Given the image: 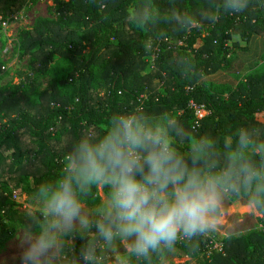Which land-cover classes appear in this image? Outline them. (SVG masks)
<instances>
[{"label":"trees","instance_id":"trees-1","mask_svg":"<svg viewBox=\"0 0 264 264\" xmlns=\"http://www.w3.org/2000/svg\"><path fill=\"white\" fill-rule=\"evenodd\" d=\"M30 2L0 0V30ZM227 2L57 0L56 18L39 19L19 32V55L47 81L28 72L19 83L0 87V245L31 225L14 197L34 198L43 181L58 177L73 143L100 134L116 112L135 109L168 121L175 147L189 164L194 151H185L192 139L206 142V159L226 166L240 132H246L251 144L245 157L264 169V158L255 151L264 144V70L235 87L203 80L229 68L234 48H246L235 35L246 43L252 35L264 37V0H246L241 11L226 10ZM4 49L0 39V72ZM191 102L205 105L208 113L199 119ZM101 189L107 196V188ZM99 190L87 193L84 204L97 202ZM228 195L233 201L256 198L243 188ZM256 209L262 228L229 236L220 250L206 252L210 235L195 250L185 242L175 246L192 257L204 253L197 264H264V207ZM85 235L91 239L94 230ZM79 236L72 238L75 261ZM166 250L128 264H159Z\"/></svg>","mask_w":264,"mask_h":264},{"label":"clouds","instance_id":"clouds-1","mask_svg":"<svg viewBox=\"0 0 264 264\" xmlns=\"http://www.w3.org/2000/svg\"><path fill=\"white\" fill-rule=\"evenodd\" d=\"M241 0H228L226 10L241 11ZM168 121L153 120L135 109L114 113L100 134H85L64 157L58 177L43 181L34 193L40 215L28 211L31 225L19 238L20 264H61L64 238L80 233L77 264H104V249L119 240L124 255L114 264L172 249L185 242L198 247L218 228L225 193L252 190L253 207H264V169L246 159L250 147L240 132L226 166L206 159L205 141L189 164L175 147ZM255 151L264 158V144ZM203 160L202 164L198 161ZM107 188V199L94 214L83 197ZM94 230L89 239L84 233Z\"/></svg>","mask_w":264,"mask_h":264},{"label":"rangeland","instance_id":"rangeland-1","mask_svg":"<svg viewBox=\"0 0 264 264\" xmlns=\"http://www.w3.org/2000/svg\"><path fill=\"white\" fill-rule=\"evenodd\" d=\"M57 0H31L23 10L19 13L5 19V23L2 24L0 30V39L5 42V49L1 53L2 71L0 72V87L9 83H19L23 79V73H32L42 84H45L47 79L38 72H33L29 66V59L23 58L19 55L16 42L18 34L22 30L31 29L35 22L39 19H54L57 16ZM234 40L238 42L246 43L240 35H235ZM238 48L233 49L235 54ZM236 55V54H235ZM154 56L148 58V61L152 62ZM234 56V55H233ZM238 58V54L236 56ZM235 58V59H236ZM233 61V60H232ZM260 62L249 71L236 72L233 77L234 81L231 83V87H235L237 83L248 74H254L264 70V56L259 60ZM234 65V64H232ZM153 68V67H152ZM150 67L145 71H150ZM210 75L204 76L203 80L210 79ZM190 150L185 151L186 154L190 151H196L197 145L195 139L191 140ZM251 151V150H249ZM14 199L17 202L15 208L19 213L26 214L28 211H35L36 215H40L39 204L35 202L34 198L27 195L15 196ZM107 199L103 190H99V200L91 204H84L83 207L90 215L94 214L98 205ZM223 216L217 222L218 228L215 232L211 233L212 243L207 247L206 252L212 250H220L223 242L229 236H241L251 231L259 230L262 228L260 224V213L256 207H253L251 201L246 198L240 197L237 200H231L228 193L224 194L222 201ZM24 228H18L12 238L0 245V264H20V246L19 238L22 235ZM74 234L80 235L79 232L69 234L64 238L65 243V258L61 264H77L74 260L75 245L72 242ZM87 233H84V235ZM88 236V235H86ZM89 238V237H88ZM201 253L198 257L203 256ZM104 255L111 257V260H105L104 264H114L117 256L124 255V247L119 240H116L114 244L104 249ZM198 257L189 256L180 247L174 246L172 249H167L161 257L159 264H197ZM82 264V262H81Z\"/></svg>","mask_w":264,"mask_h":264},{"label":"crops","instance_id":"crops-1","mask_svg":"<svg viewBox=\"0 0 264 264\" xmlns=\"http://www.w3.org/2000/svg\"><path fill=\"white\" fill-rule=\"evenodd\" d=\"M242 45H246V48L238 50L235 54H232V60L230 61L229 68L218 70L217 72L210 74V79L217 83H233L236 72L243 70L253 69L264 56V37L262 35H252L247 43L241 42ZM238 54V58H236ZM234 55V56H233ZM236 58V59H235ZM234 64V65H232Z\"/></svg>","mask_w":264,"mask_h":264},{"label":"built area","instance_id":"built-area-1","mask_svg":"<svg viewBox=\"0 0 264 264\" xmlns=\"http://www.w3.org/2000/svg\"><path fill=\"white\" fill-rule=\"evenodd\" d=\"M3 23H5V21ZM190 106L195 110L196 116L199 119L202 118V117H204L208 113L207 110H206L205 105L191 102L190 103Z\"/></svg>","mask_w":264,"mask_h":264}]
</instances>
